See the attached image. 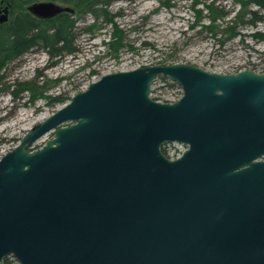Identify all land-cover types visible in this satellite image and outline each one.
Here are the masks:
<instances>
[{
  "label": "water",
  "instance_id": "water-1",
  "mask_svg": "<svg viewBox=\"0 0 264 264\" xmlns=\"http://www.w3.org/2000/svg\"><path fill=\"white\" fill-rule=\"evenodd\" d=\"M10 14L1 7L0 24ZM159 75L182 96L154 98ZM172 141L186 145L175 158L162 149ZM263 155L264 71L105 73L0 157V264H264Z\"/></svg>",
  "mask_w": 264,
  "mask_h": 264
},
{
  "label": "rangeland",
  "instance_id": "rangeland-1",
  "mask_svg": "<svg viewBox=\"0 0 264 264\" xmlns=\"http://www.w3.org/2000/svg\"><path fill=\"white\" fill-rule=\"evenodd\" d=\"M27 1L15 10L38 0ZM219 1L232 9L226 19H233L240 4L233 0ZM1 7L4 5L0 0ZM197 7L203 16L199 25L192 28L197 13L191 0H173L170 6L162 4L161 0H115L107 10L111 14L120 12L114 17L122 29L118 32L122 34L118 49L109 44L115 25L100 9L98 16L92 13L79 16V51L75 54L53 63L48 52L34 49L18 58L6 59L0 68V157L13 148L30 127L66 102L50 103L49 95L65 94L71 98L108 72L165 62H188L217 72L243 68L264 71V39L253 35L257 30L264 31V21L255 25L241 23L242 34L221 44L202 26L210 23L207 7L204 3ZM12 16L11 11L10 18ZM218 22L222 23L220 19ZM90 25L93 28L86 29ZM24 80L30 81L35 90L14 97L11 89L16 86L13 83ZM173 82L159 75L153 82L151 95L162 101L177 100L184 91L178 83L172 85ZM52 136V132L44 134L30 148L41 147ZM184 150L179 144V150L168 148L166 151L170 158H175ZM10 259L18 264L14 257Z\"/></svg>",
  "mask_w": 264,
  "mask_h": 264
},
{
  "label": "trees",
  "instance_id": "trees-1",
  "mask_svg": "<svg viewBox=\"0 0 264 264\" xmlns=\"http://www.w3.org/2000/svg\"><path fill=\"white\" fill-rule=\"evenodd\" d=\"M65 5L71 6L73 11H62L51 18H40L32 14L27 5L23 6L27 0H1L2 5H9L13 13L12 18L7 22L0 24V68L8 58H18L34 49H43L49 53L53 63H58L63 57L69 54H75L79 51L77 44L78 37V21L79 16L86 13H92L98 16V11L104 12L106 19L112 21L115 25L112 38L109 44L115 46L116 49L122 44V29L114 21V17L120 12L110 13L107 6L115 0H56ZM135 1V0H130ZM240 4L239 10L233 19L226 18L231 14V10L219 0H191V6L197 13V19L191 24L192 28L199 25L200 18L203 16L202 10L197 7L199 3H204L208 9L209 24L202 25L209 30V34L217 42L224 44L226 41L242 34L240 30L241 23L257 24L264 21V0H233ZM162 4L170 6L173 0H161ZM221 20L222 23L218 22ZM93 28V25L86 29ZM254 36L264 39V31L257 30ZM264 53V51H263ZM166 63V62H165ZM161 78L167 79L166 75H160ZM16 87L11 89L14 97L21 93L31 90L30 81H16L13 83ZM34 84V83H33ZM1 89V87H0ZM49 102H65L70 99L69 95L58 94L49 95ZM5 264H13L10 257L6 258Z\"/></svg>",
  "mask_w": 264,
  "mask_h": 264
},
{
  "label": "flooded vegetation",
  "instance_id": "flooded-vegetation-1",
  "mask_svg": "<svg viewBox=\"0 0 264 264\" xmlns=\"http://www.w3.org/2000/svg\"><path fill=\"white\" fill-rule=\"evenodd\" d=\"M244 69V68H243ZM239 70H241V69H238L237 71H239ZM254 70H256V71H260V70H257V69H254ZM235 72V71H234ZM177 85V82H173V84L172 85ZM182 87V86H181ZM184 91V90H183ZM179 144H181L183 147H184V149H186V145L184 144V143H181V142H177V141H172V142H167V143H165L163 146H162V149L164 150V152L167 154V155H169L168 153H167V149L168 148H173V149H178L179 150ZM182 151V150H181ZM260 158H263L264 159V155L263 156H261Z\"/></svg>",
  "mask_w": 264,
  "mask_h": 264
}]
</instances>
